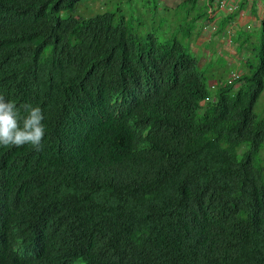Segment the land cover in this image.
<instances>
[{"label": "trees", "instance_id": "trees-1", "mask_svg": "<svg viewBox=\"0 0 264 264\" xmlns=\"http://www.w3.org/2000/svg\"><path fill=\"white\" fill-rule=\"evenodd\" d=\"M79 1L0 0V95L46 127L0 147V264H264V18L211 91L178 39Z\"/></svg>", "mask_w": 264, "mask_h": 264}, {"label": "rangeland", "instance_id": "rangeland-1", "mask_svg": "<svg viewBox=\"0 0 264 264\" xmlns=\"http://www.w3.org/2000/svg\"><path fill=\"white\" fill-rule=\"evenodd\" d=\"M181 1L182 0H80L71 14L76 17L88 18L106 11H116L117 14L125 18L127 26L139 39H144L150 32H154L160 40L167 39V37L176 38L183 45L188 47L190 53L196 56L198 55L199 63L203 64V48L196 47L197 44L195 43H197L199 39L197 37V39L194 40V36L196 31L203 29V22L206 20L207 12L213 10V7H215L214 2L209 5V0H198L195 4L196 8L191 14L193 13L194 16L203 14V16L200 20L194 22L190 20L193 18L191 14L187 17V6H176ZM201 20L202 24H200ZM247 34L253 36L254 40L252 38H245V35H242L237 39L233 37V41L238 42L242 46H249L251 54L249 52L250 55L248 58L246 56L245 59L247 58L248 65H252L251 69H249L248 66L244 67L239 65L236 62H228L230 59L234 60V57H230V55L226 53L228 52L227 48L209 45L208 54L210 53V56L220 65L214 68L216 76L223 70L222 80L225 81L231 72L237 73L245 69L244 71L250 73L258 63L259 48H261L260 43H262V25H252L250 30L247 31ZM222 49L225 51L223 54H221ZM240 54L245 56L242 52ZM237 62L243 63L242 60H237ZM206 67V75L210 76L212 71ZM254 112L259 117L264 116V91L254 106ZM246 147L247 144H244L241 150H244ZM263 155L264 146L260 152V158L263 159Z\"/></svg>", "mask_w": 264, "mask_h": 264}, {"label": "clouds", "instance_id": "clouds-1", "mask_svg": "<svg viewBox=\"0 0 264 264\" xmlns=\"http://www.w3.org/2000/svg\"><path fill=\"white\" fill-rule=\"evenodd\" d=\"M183 1L184 0L179 2L176 6H178ZM212 2H214L215 7H213V10L207 12L206 20L205 22H203V29L200 31H196L194 40H196L197 37L200 36V34H203V36H208V37L219 35V36H224L226 38L225 39L226 46L232 47L236 43L233 41V37H236L235 30H238L237 28L238 18L243 17L245 15L244 12H241L242 11L241 5L245 1L244 0L242 1L209 0L208 4L210 5V3ZM194 10L195 9L188 10L187 17ZM222 11L225 12L224 14L227 17L229 16V19H227V21L224 22V20L221 17L222 21L221 24H219V21L217 20V18H215V15H217L218 12L220 13ZM191 15L193 16V18H191L190 20L194 22L200 20V18L202 17V16L199 17V15L194 16L193 13ZM263 18L260 19V23H255L254 26H258L259 24L262 25L261 22ZM200 24H202V20ZM252 25L253 24L243 25V28L238 33L239 35L238 38H240L242 35H245V38L248 39L252 38L254 40L253 36L247 34V31L250 30ZM195 44H197L196 47L203 48V54H204L203 64L199 63L198 55L196 56L192 54L197 59L198 68L205 69L206 66H209L206 68H209L212 71L210 76L206 75L208 77L207 84L209 89L211 91H214L219 86L220 81H222L221 83L224 84L234 83L235 87H237L239 84L238 79L241 72H237V73L231 72L229 73L225 81L222 80L223 70L216 76V72L214 71V68H217L220 65L212 56H210L211 55L210 53L208 54L209 45L201 46L198 43ZM236 48L238 49L237 51L239 52L244 51L243 53L246 56H249L251 54V51L249 50V46L247 45L242 46L238 44ZM221 54H223V52ZM246 56H244V58ZM228 62H232V61L229 60ZM247 62L248 60L241 63V65L246 67ZM43 121H44V113L39 106H33L31 103H24L18 107L15 102L6 100L2 95H0V147H13V146L22 147L27 144V145H31L32 148H34L37 151L41 150L43 147L44 137L46 135V127Z\"/></svg>", "mask_w": 264, "mask_h": 264}, {"label": "crops", "instance_id": "crops-1", "mask_svg": "<svg viewBox=\"0 0 264 264\" xmlns=\"http://www.w3.org/2000/svg\"><path fill=\"white\" fill-rule=\"evenodd\" d=\"M242 1V0H239ZM245 2L241 5L242 6V11L244 12V16L243 17H239L238 18V30H235L236 33V39L239 37L238 33L241 31V29L243 28V25L245 24H253L255 25V23H260V19L264 17V3L263 0H244ZM225 12H218L217 15H215V18H217V20L219 21V24H221V17L224 20V22L227 21V19H229V16L227 17L225 14ZM223 22V23H224ZM238 31V32H237ZM202 35V36H201ZM216 37V38H215ZM199 41L197 42L198 44H200L201 46H206V45H215V46H223L225 48L228 49V52H226L228 55H230V57H234V60L230 59L232 62H236L239 65H241L240 62H237V60H242V62L246 61L245 58H243L244 56H242L240 53L244 52V51H237L238 49L236 48V46H238V42H236L234 44V46L232 47H228L226 46V42H225V37L224 36H203V34H200V36L198 37ZM222 52L224 53L225 51L222 49ZM240 54V55H239ZM240 56V57H237ZM246 56V55H245Z\"/></svg>", "mask_w": 264, "mask_h": 264}]
</instances>
